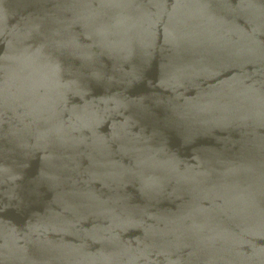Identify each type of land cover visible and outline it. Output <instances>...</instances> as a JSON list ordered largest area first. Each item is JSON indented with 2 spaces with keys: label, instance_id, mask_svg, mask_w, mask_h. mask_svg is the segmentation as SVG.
Segmentation results:
<instances>
[{
  "label": "water",
  "instance_id": "water-1",
  "mask_svg": "<svg viewBox=\"0 0 264 264\" xmlns=\"http://www.w3.org/2000/svg\"><path fill=\"white\" fill-rule=\"evenodd\" d=\"M0 264H264V0H0Z\"/></svg>",
  "mask_w": 264,
  "mask_h": 264
}]
</instances>
